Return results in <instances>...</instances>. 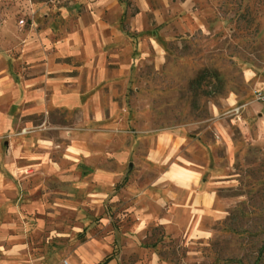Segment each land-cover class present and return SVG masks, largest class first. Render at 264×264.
I'll use <instances>...</instances> for the list:
<instances>
[{"label": "rangeland", "instance_id": "1", "mask_svg": "<svg viewBox=\"0 0 264 264\" xmlns=\"http://www.w3.org/2000/svg\"><path fill=\"white\" fill-rule=\"evenodd\" d=\"M8 22L47 210L0 264H264V0H0Z\"/></svg>", "mask_w": 264, "mask_h": 264}, {"label": "crops", "instance_id": "2", "mask_svg": "<svg viewBox=\"0 0 264 264\" xmlns=\"http://www.w3.org/2000/svg\"><path fill=\"white\" fill-rule=\"evenodd\" d=\"M15 27V26H14ZM10 22L4 26L0 35V255L7 256L25 247L29 217L47 210L43 199L26 201L24 185L27 178L40 173L41 167L36 160L24 155L17 143L15 118H20L31 107L29 92L36 80H28L18 75L29 65L25 56L26 45L15 59V29ZM13 28V29H12ZM20 39V38H18ZM20 69V70H19ZM45 172V171H43ZM1 259V257H0ZM5 264V263H4Z\"/></svg>", "mask_w": 264, "mask_h": 264}]
</instances>
